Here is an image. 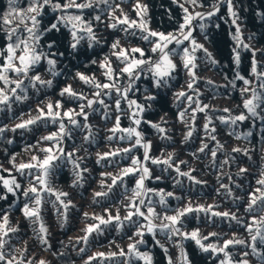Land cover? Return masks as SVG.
<instances>
[{"label":"trees","instance_id":"16d2710c","mask_svg":"<svg viewBox=\"0 0 264 264\" xmlns=\"http://www.w3.org/2000/svg\"><path fill=\"white\" fill-rule=\"evenodd\" d=\"M56 2V0H53ZM61 4L65 0H59ZM92 3L91 8L70 9L66 15H81L84 21L90 22L94 32L100 38L99 43H93L89 47V40L86 33H80L83 36L79 46L76 49L69 47L71 40V24L65 21H57V17L62 13L54 11L51 7H46L42 16L38 19L40 24L38 30L41 33L37 51L44 54L41 61L34 65L29 71V77L39 74L42 80H51V86L39 85L36 88L31 87L27 77H17L15 73H9L10 79H23L26 91L21 93L17 90L18 95H26V99L16 101L14 98L10 104V110L4 105H0V177L6 180L15 178L16 182L21 185L16 190V194L7 193L0 180V195H6L7 199H0V223L5 213L8 215L9 223L7 227L17 228L15 233H9L4 237L5 247L2 249L8 258L15 257L17 260L23 259L24 264H38L40 260H45L47 264H85L89 256L97 252H119L123 249L127 253V245L135 242L140 237L133 236L136 230V224L130 221H124L129 209L126 207L128 198L132 196V188L135 185L137 175L124 177V182L117 181V185L106 197H95L96 192H107V186L112 183L111 176L120 174V170L131 164V156L138 157L149 167L151 178L146 179L144 184L146 189H153L152 192H145L142 196L136 198L137 203L140 199L145 200V205H138L141 210L147 213V207L150 206L160 215H174L176 209H183L191 205L197 207L203 205H213L208 212H193L186 214L181 218L182 232H192L194 229L199 230L200 238L204 244H215L223 246L226 239H240L245 241V245L251 244L250 235L255 234V227L250 234L245 230L246 225L251 221V216L259 218L264 215V211L257 209L249 214L245 212V206L248 203L247 194L254 188L258 187L256 180L262 178L264 172V105L258 109L259 115L256 117L247 113L243 107L244 99L250 98L251 92L242 95L241 90L245 87L255 88L258 92L259 81L251 72V52L240 48L241 62L236 65L233 61L232 50L236 47L233 35L235 26L231 23V17L227 13V4L224 0H198L202 7H193L187 3V0H139L140 4L147 6L146 14L137 16V10L133 5L137 0H108L109 5L113 8L120 4L123 13L129 20H136L137 24L143 19L150 31L163 32L165 34L173 33L180 37L178 32L179 24L183 22V11L179 4H184L189 12L207 13L211 11L213 4L219 5V11L212 17L205 16L204 19H195L192 23V36L199 44L211 53V58L216 63H211L206 57L203 50H198L196 80L193 88L195 91L187 89V73L183 70L181 60L178 55L172 54L173 61L177 64V70L173 78L169 81L168 87L157 89L153 87L151 73L141 74L132 85V91L129 96L138 104H141L145 111L141 114L142 122L139 126L132 122L128 99L118 97L116 91L111 90L110 94H104L109 90H101V97L104 104H94L91 109L85 107L88 114L87 123L89 128L83 127L85 121L82 116L75 117L77 125L69 122L67 117H63L65 133L59 144L56 141L42 140L41 137L47 136L59 129V121L53 122L48 120L47 123L38 121L24 129H12L16 124L21 123L30 117L38 115L37 106L45 108L48 102L55 103L61 101V111L73 109L75 112L80 111V104L86 105V100L79 101L75 98L61 96V89L71 86L77 93H83L87 99H93V93L97 89L92 84H85L79 79L77 73L94 78L98 83H108L104 76L106 69L100 67L101 63L107 57L111 67L117 74L114 76L116 86L123 91L122 87L127 83L129 76L119 74L124 64L118 60L112 52L111 44L119 40L120 47L125 49L141 48L144 53V59L155 61L159 53H152L151 47L158 40V37H151L149 41L142 39L143 32L139 27L128 28L124 31L126 25H117L115 29L107 27L110 22L108 18V8L100 0H77V3ZM29 0H17V7L27 8ZM234 11L239 19L243 40L257 50L258 71H264V55L259 54L260 49H264V0H233ZM8 0H0V65L4 63L7 56L6 45V26L3 24V15L8 9ZM100 15L101 21L94 19ZM115 15L121 16V12L116 10ZM114 22V21H112ZM52 23H57V29L44 31ZM204 28L201 29L200 25ZM22 27V26H21ZM22 38L27 33L21 32ZM251 37V39H249ZM15 41V37H13ZM54 42V46L49 49L48 44ZM184 47H190L189 41H184L182 45H176L175 42L168 46V49H175L176 52H182ZM62 53V55H61ZM19 55V49L17 50ZM140 58L139 53L135 54ZM47 58L56 60L55 71L59 73L53 76L48 70ZM243 76L250 81L249 85H244L243 80L237 78ZM9 85L7 88L14 87ZM0 88L6 86L0 81ZM186 91L193 96V102L183 98L177 100L174 93ZM147 96H155V100H147ZM120 98V111L116 110L115 101ZM199 99L201 105L207 104L209 107L205 112H196V119L191 120L192 108L196 107L195 101ZM191 103V107H188ZM107 105V108H105ZM229 109L224 112L223 109ZM184 111L183 121L179 119L178 113ZM244 113L246 119L238 121L232 125L230 123H221L219 117L224 116L230 119L236 115ZM120 116V127H134L142 133L143 141H150L152 148L150 156L162 157L167 156L168 152H174V159L177 163L180 160L187 161V165H180L182 171L195 169L192 175L203 183L195 184L186 177L177 176L174 170L163 171V165H153L151 160L143 161V148L137 146L131 154H121L115 157L108 156L99 159L98 154L113 152L117 149L130 147L135 143V137L128 138L127 133H116L113 139L108 137L113 134L109 129L113 128L116 123V116ZM211 119L210 129L215 127L216 141L210 140L205 134L203 128L205 116ZM107 116V119H105ZM161 117L167 123L161 121ZM147 121L158 123L161 127L167 129L170 140H164L161 134L155 128H152ZM194 126L193 136L182 143L184 135ZM90 139L85 140V136ZM123 135L124 140L119 139ZM208 144L205 152L199 153L197 149L201 142ZM217 141L222 146L217 151L215 163L212 161L211 151L217 148ZM51 147L53 154L59 155V161H54L55 167L51 170L48 177V186L55 191L67 192V197H61L65 202L71 201L73 207L67 210V221L65 222L63 207L56 200L54 194L42 192L41 219L47 228V243L42 244L39 235V222L26 219L21 212L24 203L32 204V194L26 199L23 190L30 184H35L33 177L40 174L38 169L18 171L17 168L21 163H35L32 161L33 156L43 160L45 153L40 151L42 148ZM58 148H63L64 153H73L72 160L79 163L81 169H87L83 172V186L80 183L73 185L76 179L73 164L69 162L66 155L58 152ZM233 148L241 149L240 152H233ZM163 149V153L161 152ZM246 150V152H245ZM195 153V158L193 157ZM99 159V163L97 162ZM227 160V163L223 161ZM15 165V167H14ZM243 167L246 172L239 174V169ZM101 173H111V176ZM160 176L159 180L155 177ZM231 178V179H229ZM180 183L177 184L176 181ZM103 182V183H102ZM221 184L231 188V195ZM239 186V187H238ZM163 189L165 193L173 192V197H166L167 203H159V190ZM176 197H179L177 199ZM239 198V199H238ZM108 209V212H105ZM229 212L234 213L240 218L241 223L228 218L214 217L211 212ZM84 213H87L85 217ZM121 217V226L118 227L116 221L109 225L101 226L99 233L93 232L88 236L87 242L81 237L85 235V228L88 225L98 223L93 216H103L107 218L108 214ZM133 221L140 224L145 223L140 217H133ZM153 222L157 225L161 223L159 218H154ZM209 233H216L215 236H209ZM132 240H129V237ZM203 237H208L204 240ZM160 243L157 244L156 241ZM143 243L138 245L140 252L151 255L153 264H168L171 258L172 264H183L181 249L187 254L190 264H220L221 260L226 259L223 253L213 254L210 251L204 252L195 241L191 238L183 239L180 236H169L165 232L156 230L155 238L151 233L145 230ZM163 245V248L160 247ZM179 245V246H178ZM245 245H230L226 251L229 253L232 264H238L241 259H247L249 264H260L259 259L251 251L250 247ZM119 246V247H117ZM26 249V251H25ZM81 249H84L81 252ZM167 249V251H165ZM257 250L264 252V245L257 242ZM23 252V256L21 253ZM243 252L248 255L242 256ZM128 256L114 257L110 260L97 258L92 264H124ZM130 264H144L142 260L135 257L131 259Z\"/></svg>","mask_w":264,"mask_h":264},{"label":"snow or ice","instance_id":"6c2138e0","mask_svg":"<svg viewBox=\"0 0 264 264\" xmlns=\"http://www.w3.org/2000/svg\"><path fill=\"white\" fill-rule=\"evenodd\" d=\"M174 2H177V0H174ZM224 2L227 4V13L228 16L231 17V23L235 26V34L233 35V40L235 41L236 47L233 48V61L236 65H239L241 62V53L238 51V49L243 48L246 50H249L251 52V72L257 77V80L259 81V89L261 91H257L255 88L249 89L248 87H245L241 90L242 95L246 92H251L250 98L244 99L243 101V107L247 110L248 114H251V116L256 117L259 115L258 109L261 108L262 105H264V71H258V61L256 59L257 57V50L253 49L252 46L248 43H245L243 40V34L241 31V27L238 23V15L236 11H234V4L233 0H224ZM100 3H103L107 6L108 10V18L109 23L107 24L108 28L115 29L117 25H126L127 27L124 28V31L127 32L128 28L133 27H139L143 32L147 33L146 35H142V39L145 41H149L151 37H158V40H156L155 43H153L151 47L152 53H159L158 59L156 61H152L149 59H144L145 53L141 48H131V49H125L120 47L119 40L113 41L111 44V49L114 51L112 52V55H114L118 60H120L124 66L120 69L119 74H127L130 79H139L140 73L143 72L142 65H148V70L151 72L152 76V82L153 87L160 89L162 87H168L169 81L173 78V74L177 70V64L173 61L172 54L178 55L181 60V65L183 70L187 73L188 81H187V89L195 91L193 88V85L195 84L196 80L198 79L196 74V69L198 67L196 61L197 56L196 53L198 50H203L206 57L210 60L211 63H216L214 59L211 58V53L208 52L206 48L202 44H199L196 39L192 36V23L195 19H204L205 16L212 17L215 15L216 12L219 11V5L213 4L211 6V11H208L207 13L202 12H189V9L184 6V4H179V7L182 9L184 15H183V22L179 24L178 32L180 34L181 38H178L173 33L165 34L163 32H155L150 31L147 28L146 22L141 19L140 23L137 24L136 20H129L128 16L123 13V9L120 7V4H116L113 8L111 5H109L108 0H100ZM187 3L193 5V7H202L203 5L198 2V0H187ZM8 9L5 11L2 19L3 24L6 26V37L8 40V43L6 45V51L7 56L4 59V63L0 65V81L3 82V84L6 86L9 85H15L14 87L7 88V91L5 88H0V105H4L9 108L10 110V104L13 98L16 101H20L22 99H26V95H18L17 90H19L21 93H24L26 91V86L23 79L17 78V79H10L9 73H15L17 77H27L29 80V84L31 87L36 88L37 84L39 85H47L51 86V80H42L39 74L33 75L29 77V71L30 69L38 64L42 57H44V54L37 51V47L40 41L41 33L38 30V26L40 24L39 17L42 16V13L46 7H51L54 11H60L62 14L57 17V21H65L66 23L71 24L70 28V36L71 40L69 43V47L72 49H76L81 39H83V36L80 35V33H86L88 40H89V47H92L93 43H99L100 38L96 35V33L93 30V27L90 22L84 21L81 17V15H66V13L70 9H79L82 10L84 8H91L92 3H77V0H65L63 4L59 2V0H56V2H53V0H29L28 7L25 8H19L17 7V0H8ZM133 7L137 10L136 14L137 16H142L143 14H146L147 12V6L140 4L139 0L133 5ZM116 10H119L121 12V16L117 17L115 15ZM260 15L264 16V13H260ZM94 19L98 22L101 21L100 15H97L94 17ZM114 21V22H112ZM22 26V27H21ZM201 29L204 28V25H200ZM57 29V23H52L49 28L45 29L44 31H51ZM27 33L26 37H21L20 35H17L18 33ZM13 37H15V41H13ZM251 39V37H249ZM184 41L190 42V47H184L182 49V52H176L175 49H168V45L175 42L176 45H182ZM54 46V42H50L48 44V48L51 49ZM19 49V55H17V50ZM139 53L140 58H136L135 54ZM260 55H264V49L259 50ZM62 55V53H61ZM47 64L49 65V71L52 73L53 76L58 75L55 71L56 66V60L53 58H47ZM101 68L106 69L104 72V76L109 81L108 83H98L95 81L94 78H90L88 76H85L82 73H77V76L81 81H83L85 84H92L97 91L93 93L94 98L93 99H87L83 95V93H77L75 92L72 87L69 85L63 89H61L60 95L75 98L79 101L86 100V105L84 103L80 104V111L75 112L73 109H68L67 111H61V101L57 100L55 103L48 102L46 104V110L45 108H41L37 106V113L35 117H30L27 120L22 121L19 124H16L15 127L12 129L15 131L16 129H24L27 128L30 125L36 124L38 121H43L47 123L48 120L53 121L54 123L59 121V129L57 132H52L48 134L47 136L41 137L42 140L46 141H56L57 144H59V140L62 139V134L65 133V125L63 123V117H67L69 122L73 125H77V120L75 117L82 116L85 123L83 127L85 129H88L90 126L87 123L88 120V114L85 112V107L91 109L94 104H104L103 99H100L101 97V90H109L108 92H105L104 94H110L111 90H115L118 97H123L127 99V93L129 91V88L131 85H129V88H125L123 91L119 87L116 86V83L114 82V76L117 75L114 72V69L111 67L110 61H108L107 57L100 65ZM238 79L243 80L244 85H249L250 81L248 79H244L243 76H237ZM174 96L177 100L183 98L189 102H193V96L190 95L186 91H179L177 93H174ZM147 100H155V96H147ZM120 98H117L115 101L116 110L120 111ZM196 107L192 108V115L191 120L194 122L196 119V112H205V110L209 107L207 104L201 105V102L199 99L195 101ZM129 108L131 109L133 106H135V110L131 113V119L132 122L139 126L142 122L141 114L145 111L144 107L141 104H138L135 100H129L128 101ZM188 107H191V103H189ZM105 108H107V105H105ZM224 112H229L230 110L225 108L223 109ZM184 111H181L178 113V117L180 120L183 121L184 119ZM246 115L244 113H241L239 115H236L228 120V118L224 116H220L219 119L221 123H230L232 125L236 124L238 121H244L246 119ZM105 119H107V116H105ZM261 119H264V117H261ZM161 121L163 123H167L166 120H164V117H161ZM205 123L203 125V128L205 130V134L207 137L212 140L216 141V135L214 134L216 129L215 127H212L210 129L211 125V119L206 115L205 116ZM147 123L157 130L158 133L161 134L162 139L164 140H170L171 137L167 134V129L164 127H161L158 123H152L151 121H147ZM5 129L0 128V132H3ZM195 128L194 126L190 128L187 133L184 135L183 142L188 141L192 136ZM109 131L113 134L112 136H109L108 139L111 140L115 136L116 133H127V137H135V143L132 144L130 147L123 148V149H117L113 152L104 153L103 155L98 154L99 159H104L108 156H118L121 154H131V152L137 147H142L143 152V161H149L151 160V163L153 165H163V171L167 172L169 169H172L175 171L177 176L180 177H186L189 181H192L195 184L203 183L200 180H197L193 175L192 172L195 171V169H189L188 171H182L180 165H187V161L180 160L179 163H177L174 159V152H168L167 156L162 157H152L150 156V150L152 148V144L150 141H143L142 139V133L140 131H137L134 127H128V128H121L120 127V116H116V123L113 128L109 129ZM90 133L89 136H85V140L90 139ZM126 137L121 135L119 139L124 140ZM222 147L219 142L217 141V148L210 150L211 151V157L213 163H215V158L217 157V151L218 149ZM208 148V144L201 142L200 147L197 149V152L203 153L205 152V149ZM40 151L45 153V156L43 160H40L39 157L33 156L32 161H35V163H21L17 170L21 171L23 173V170L28 169H38L40 174L33 177V179L36 181L35 184H30L28 188H25L23 190V195L26 199L30 198V193L32 194V204L33 207H30L28 203H24L23 207L20 209L23 213V216L26 219L33 220V222H39V233L43 235H39L38 239H40V242L42 244L47 243V228L44 225L42 219H41V206H42V192H48L51 194H54L56 197V200L59 201L60 205L65 210L62 214L64 216L65 222L67 221V210L70 207H73L71 201L65 202L64 199H61V197H67L68 193L63 191H55L48 186V177L51 173V170L55 167L53 164L54 161H59L60 156L53 154V150L51 147L42 148ZM233 152H240L241 149L239 148H233ZM58 152L62 155H66L69 162L73 164L74 168V174L76 179L73 181V185H76L77 183H80L81 186H83L84 176L83 172H86L87 169H81L80 165L77 161L72 160L73 153H64L63 148H58ZM161 152L163 153V149H161ZM246 152V150H245ZM195 158V153L192 154ZM98 159V163H99ZM228 161L225 160L223 163H227ZM15 167V165H14ZM246 172V169L241 167L239 169V174H243ZM138 178L135 179V185L132 188V196L128 198V204L126 207L129 209L127 215L123 218L124 221H130L136 224V230L133 232V236L140 237V239L136 240L135 242H131L127 245V253L123 249H120L119 252H110V253H104V252H97L92 256L88 257V260L85 262V264H92L93 261H96L97 258H102L103 260H110L111 258L120 256H128L129 259L125 260L124 264H130L131 259L135 257L138 260H142L144 264H153L152 257L150 254L145 252H140L138 245L142 244L143 237L145 234V230L148 233H151L153 237L155 238L156 230L159 229L162 232L166 231V234L171 238L172 236H180L183 239L191 238L195 241L196 245L199 246V248L204 252H211L213 254L216 253H223L225 258L224 260L220 261V264H232L231 257L229 253L226 251V249L229 248L230 245H245L244 240L232 238V239H226L223 242V246H217L215 244H204L202 243V239L199 235V230L194 229L192 232H182L181 228L178 225H181V218L185 217L188 213L193 212H205L208 213L212 208L213 205H208L207 208H205L203 205L192 207L191 205L186 206L183 209H176L174 215H163L160 216L153 207L150 206L151 202L149 201V206L147 207V213L141 210L142 205H145V200L140 199L137 203L136 198L142 196L145 192H152L153 189H146L145 188V180L151 178V172L149 167L146 166L145 163H143L138 157L131 156V164L127 167H124L120 170V174L117 176H111V173H101L102 176L109 175L111 176L112 183L107 186L108 191L107 192H96L94 193L95 197H106L109 195V193L113 190V187L117 185V181L119 180L120 183L124 182V177H128L130 175H137ZM262 178L256 180V184L258 187L254 188L251 192L247 194L248 196V203L245 206V212L246 213H253L257 209L264 211V172L261 173ZM161 177L156 176L155 179L159 180ZM231 179V178H229ZM0 180H3L4 188L6 189L7 193H12L13 195L16 194V190L20 189L21 185L16 182L15 178L12 180H6L0 177ZM103 183V182H102ZM177 184L180 183L179 180L176 181ZM239 187V186H238ZM221 188H225L229 195H231V188H229L227 185L221 184ZM159 195V203L161 205H165L167 203L166 197H173V192H167L165 193L163 189L159 190L157 193ZM179 199V197H176ZM0 199H7L6 195H0ZM239 199V198H238ZM140 205V206H138ZM105 212H108V209H105ZM85 217H87V213H84ZM211 215L214 217H221V218H228L230 220L236 221L237 224L241 223L240 218H238L234 213L229 212H211ZM140 217L143 219L145 223L140 224L137 221H133V217ZM154 218H159L161 220V223L159 225L155 224L153 222ZM93 219L98 221V223L91 224L86 226L85 228V235L81 237L85 242L88 240V236L93 233L94 231L99 233L101 231V226L109 225L112 223V221H116L118 227L121 226V217L119 214L116 216H112L110 213L108 214L107 218L103 216H93ZM2 223H0V264H24L23 259L17 260L15 257L8 258L5 256L2 249L6 245V241L4 237H7L9 233H15L18 231L17 228H9L7 227L9 220L8 215L5 213L2 217ZM255 227V234L250 235L251 244L245 245L247 247L251 248V251L254 255L257 256V258L260 261V264H264V252L257 250V242L259 244L264 245V215H260L259 218H257L255 215L251 216V221L246 225L245 230L248 231L250 234L253 232ZM216 233H209V236H215ZM204 240H207L208 237H203ZM129 240H132V237H129ZM157 244L160 242L157 240ZM179 246V245H178ZM119 247V246H117ZM160 247L163 248V245H160ZM26 251V249H25ZM84 249H81V252H83ZM167 251V249H165ZM247 252H243L242 256H247ZM21 256H23V252L21 253ZM181 257L183 260V264H190L187 254L181 249ZM28 264H31V261L28 262ZM38 264H47L45 260H40ZM168 264H172L171 258H169ZM238 264H249V261L247 259H241Z\"/></svg>","mask_w":264,"mask_h":264},{"label":"built area","instance_id":"2783aa9c","mask_svg":"<svg viewBox=\"0 0 264 264\" xmlns=\"http://www.w3.org/2000/svg\"><path fill=\"white\" fill-rule=\"evenodd\" d=\"M148 68H149V67L143 69V72L140 73L139 75H141V74H145V75H147V74L151 73V72L148 70ZM135 80H136V79H128L127 83L122 87V89L124 90L125 88H129V85H131V87L129 88V91H128V93H127V99H128V101H129V100H133V99L129 96V93L132 91V85H133V83L135 82ZM134 110H135V106H133V107L130 109V116H131V113H132Z\"/></svg>","mask_w":264,"mask_h":264},{"label":"rangeland","instance_id":"374dc122","mask_svg":"<svg viewBox=\"0 0 264 264\" xmlns=\"http://www.w3.org/2000/svg\"><path fill=\"white\" fill-rule=\"evenodd\" d=\"M178 38H181V39H182V37H178ZM169 45H170V44H169ZM169 45H168V46H169ZM155 61H156V60H155ZM141 67H142L143 69H145V68H147V67H149V66L146 64V65H142ZM129 79H130V78H129Z\"/></svg>","mask_w":264,"mask_h":264}]
</instances>
